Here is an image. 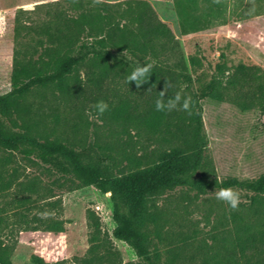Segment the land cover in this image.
I'll return each instance as SVG.
<instances>
[{
	"label": "trees",
	"instance_id": "1",
	"mask_svg": "<svg viewBox=\"0 0 264 264\" xmlns=\"http://www.w3.org/2000/svg\"><path fill=\"white\" fill-rule=\"evenodd\" d=\"M190 16L187 9L181 15L184 31L187 25L197 26L196 17ZM21 26L17 19L9 26L12 44L17 42ZM36 30L34 44L14 48L12 52V55L38 57H14L8 69L11 89L0 94V145L24 157L38 159L56 173L68 189L93 184L101 192H110L115 222L112 235L133 249L140 259L138 264H173L171 259L162 263L159 250L150 248L149 225L158 217L156 199L162 194L184 186L200 192L213 186H243L249 192V207L255 210L257 217L253 221L240 218L237 233L240 231L239 239L249 242L255 251L249 256L244 253L242 263L234 254L212 264H250L253 258L254 264H264V172L243 180L230 177L217 181L206 175L207 138L199 102L202 98L230 101L240 110L256 108L264 114V69L244 62L229 66L223 51L215 60L201 50L185 58L169 26L145 0L104 1L95 7L92 0L56 1ZM153 62L146 83L137 87L134 82H127L128 75L136 67ZM79 70H83L82 76ZM165 83L172 85L167 88L165 99L177 92L192 98L191 116L179 110L171 113L155 110V101ZM117 84H125L128 93H135L138 100L126 93L113 105L108 96L117 93ZM45 88L61 94H85L96 102L103 100L113 116L123 115L134 124L147 126L167 147L136 157L135 163L124 170L118 167L114 157L100 150L77 148L59 138H40L29 128L16 131L3 121L1 115L9 106H16L19 99L33 89ZM105 157L110 162H104ZM199 171L202 174L197 175ZM24 215L18 211L17 218ZM86 217L90 227L88 255L72 264H101L109 260L111 253H97L99 223L93 219L90 209ZM32 218H37L38 225L29 224L27 220V225L19 231L20 237L33 233L36 237L29 235V238L37 242V238L45 235L43 242L53 248L49 252H34L31 261L67 264L59 250H54L63 245L64 219ZM12 251V245L0 239V264H12Z\"/></svg>",
	"mask_w": 264,
	"mask_h": 264
},
{
	"label": "rangeland",
	"instance_id": "2",
	"mask_svg": "<svg viewBox=\"0 0 264 264\" xmlns=\"http://www.w3.org/2000/svg\"><path fill=\"white\" fill-rule=\"evenodd\" d=\"M56 1L62 0H0V94L11 89L7 72L14 57H38L12 52L35 43L36 26L52 11ZM145 1L169 26L185 58L201 50L215 60L223 51L229 66L244 62L264 69V0ZM186 9L190 18L195 16L198 21L196 28L187 25L184 31L181 15ZM15 19L22 29L12 44L9 26ZM82 72L79 70L80 76ZM117 85V93L108 96L113 105L128 93L125 84ZM128 95L138 100L135 93ZM199 102L207 138L206 175L222 181L230 177L250 179L263 173L264 114L256 108L240 110L230 101L202 98ZM96 103L85 94L33 89L16 106H9L1 118L16 131L29 128L40 138H59L77 148L100 150L114 157L124 170L135 163L136 157L167 147L153 130L134 124L123 115L113 116L108 110L98 116L93 107ZM105 158L104 162H110ZM61 183L58 175L38 159L0 145V239L13 247L12 264H35L31 261L34 252L53 248L43 242L45 235L37 242L29 238L36 237L33 233L20 237L19 231L27 220L38 225L37 218H32L35 216L64 219L63 245L54 250H59L67 264L79 262L88 255L90 246L88 209L99 223L97 253H111L109 260L101 264H138L140 259L133 249L112 235L115 222L110 192H101L93 184L68 189ZM231 188L241 194L238 211H230L227 204L215 198L221 189L217 186L204 192L176 187L156 199L158 217L149 225L150 248L159 250L162 263L171 259L173 264H212L234 254L242 263L244 253L253 254L254 246L239 239L237 226L240 218L253 221L257 214L249 207V192L240 185ZM18 211L25 213L21 219L17 218ZM250 264H254V258Z\"/></svg>",
	"mask_w": 264,
	"mask_h": 264
},
{
	"label": "clouds",
	"instance_id": "3",
	"mask_svg": "<svg viewBox=\"0 0 264 264\" xmlns=\"http://www.w3.org/2000/svg\"><path fill=\"white\" fill-rule=\"evenodd\" d=\"M75 2V0H74ZM104 3V0H92V6H98ZM154 62L136 67L127 77V82H134L137 87L146 83L152 73ZM172 87L171 83H165L164 89L159 92V98L155 101V110L158 112L171 113L173 111H184L189 116L193 114L194 102L190 96H183L177 92L173 97L165 99L167 88ZM98 116H102L109 110V105L101 100L95 105ZM215 198L228 205L230 211H238L241 203V194L239 191L231 188H221L215 193Z\"/></svg>",
	"mask_w": 264,
	"mask_h": 264
}]
</instances>
